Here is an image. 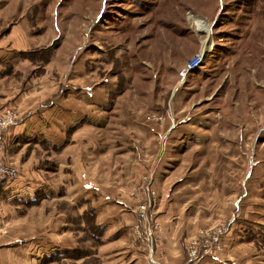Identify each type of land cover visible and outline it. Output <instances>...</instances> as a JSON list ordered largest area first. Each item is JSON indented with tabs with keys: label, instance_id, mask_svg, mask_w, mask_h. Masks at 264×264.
Instances as JSON below:
<instances>
[{
	"label": "rangeland",
	"instance_id": "rangeland-1",
	"mask_svg": "<svg viewBox=\"0 0 264 264\" xmlns=\"http://www.w3.org/2000/svg\"><path fill=\"white\" fill-rule=\"evenodd\" d=\"M198 20L210 25L206 51ZM4 107L16 120L13 188L60 189L78 202L48 197L45 223L30 229L22 215L37 220L40 194L20 205L0 196V240H56L61 207L76 251L53 264L161 263L164 220L180 226L186 254L200 229L227 224L230 199L264 211V0H0ZM50 126L73 143L72 165L49 156ZM84 170L131 213L83 190ZM148 172L161 227L153 237L134 228L133 186ZM258 224L250 232L264 264Z\"/></svg>",
	"mask_w": 264,
	"mask_h": 264
},
{
	"label": "crops",
	"instance_id": "crops-1",
	"mask_svg": "<svg viewBox=\"0 0 264 264\" xmlns=\"http://www.w3.org/2000/svg\"><path fill=\"white\" fill-rule=\"evenodd\" d=\"M52 128L48 134L50 135L49 141H48V147L50 151V157L53 158L59 162L61 165H72L76 159L77 154L74 153V150L72 149L73 143L68 141L64 136L62 135L61 131H55L56 128ZM55 129V130H54ZM5 161L7 162V155L9 150V144L15 140L16 134L14 132V129H8L5 133ZM88 167V166H87ZM88 170H84V174H81L83 176L84 184L83 190L87 191L88 194H98L99 198H102L101 200H106L108 202H112L113 205L119 206L120 209L123 211L126 209L129 213H131L126 208V202L124 198L120 197L119 195H114L111 192H108L109 189H105L101 183H97L95 181H92L89 179L87 175ZM65 174L68 176L70 175V170H66ZM74 177H72L73 179ZM70 179V178H69ZM61 180H66L64 178H61ZM11 180H7L1 184L3 186V189H7L9 192L0 193V196H10L9 198H16V201H19L20 204H25L24 200H34L35 196L34 194H40L39 199L41 200L36 208H30L31 210H37L38 218L37 220L31 219L27 215H22L21 221L23 223H26L28 228L31 229V225L39 226L43 223H45L46 218L44 212L42 211L45 207V202H50L48 200V197H51L54 202L59 201V203L63 202V200L69 201L72 204H77V199L74 197H71L68 195V197H64L65 191L62 192L60 189L52 190V191H46L42 190L41 192H26L23 188L20 189V191H16L13 188ZM44 189V188H42ZM2 190V189H1ZM18 190V189H17ZM112 191V190H109ZM48 194V196H47ZM51 195V196H50ZM245 195V193H244ZM115 196V197H113ZM73 198V199H72ZM242 199V196L232 200H229V206L230 209L225 211V216L229 217L227 223V230L225 231V234L222 236V243L224 245V250L216 255V257L212 258H206L202 264H258L259 258L258 255L255 252V238L251 235V226H257L260 227L258 224L259 222L262 223L264 220V211L263 209H260V211H255V209L252 208V204L250 202H246V200H242L243 202L240 203V200ZM100 200V201H101ZM99 201V202H100ZM227 203V202H226ZM18 205V206H19ZM259 210V209H257ZM56 211V210H55ZM70 211V210H69ZM76 214V211H72ZM65 211L61 209V207H58V210L56 211V214H54L57 217V220L55 219L53 224L54 227L59 231V238L56 240H47V237L41 238L38 236V234L35 236H32L28 239L22 238V239H5L0 240V264H53L54 262H62L64 260H70L73 259L75 254L76 247L70 246L68 247L66 244L72 240V235L74 231L71 229H68V224H71V220H67V216L64 214ZM262 215V216H261ZM26 216V218L24 217ZM41 216V217H40ZM164 216V215H162ZM161 216V218H162ZM222 216V214H221ZM163 220V218H162ZM42 221V222H41ZM162 222V250H157L156 252V258H158L160 261H162V264H183L184 263V257H185V245L184 238L181 239V235L178 233V231L181 229L180 226L177 224L175 225L174 222H168L164 220ZM1 222V219H0ZM100 222V221H99ZM179 221H177L178 223ZM263 226V227H262ZM261 227L264 231V224H261ZM2 228V227H1ZM0 228V230H1ZM33 229V228H32ZM184 229V228H183ZM183 231V230H182ZM191 231H195V229H192ZM70 232V233H69ZM70 234V236H66L67 234ZM105 236V233L103 237ZM263 236V235H262ZM37 237V238H36ZM65 243H64V241ZM257 241V240H256ZM264 242V240H262ZM260 245L262 243L258 242ZM264 248V245H262ZM161 251V252H160ZM262 262V261H261Z\"/></svg>",
	"mask_w": 264,
	"mask_h": 264
},
{
	"label": "built area",
	"instance_id": "built-area-1",
	"mask_svg": "<svg viewBox=\"0 0 264 264\" xmlns=\"http://www.w3.org/2000/svg\"><path fill=\"white\" fill-rule=\"evenodd\" d=\"M201 55L196 54L183 70V75L189 72L194 64L201 60ZM196 60V61H194ZM15 113L12 108L4 107L0 110V185L4 181L14 178L17 174L15 168L5 161V133L15 123ZM132 195L136 199L135 213L138 216V222L134 224V228L138 231L143 229L146 235H160V222L155 218V206L157 204V194L150 180L149 172L142 175L138 182L133 186ZM227 230V224L215 225V228L200 229L199 237L190 238L186 243V254L184 264H199L200 259L204 256H216L217 252L222 250L220 237ZM157 235V236H158ZM152 251V249H151ZM151 254V253H150ZM152 260V259H151ZM155 264H161L157 260H152Z\"/></svg>",
	"mask_w": 264,
	"mask_h": 264
},
{
	"label": "bare ground",
	"instance_id": "bare-ground-1",
	"mask_svg": "<svg viewBox=\"0 0 264 264\" xmlns=\"http://www.w3.org/2000/svg\"><path fill=\"white\" fill-rule=\"evenodd\" d=\"M208 26H210V25H207V22L204 21V20H198L197 21V28H196V30L198 32L204 33V35H205V38L201 39V44L203 45L205 51L207 49L209 50V48L211 46V45H209L210 44V40H211L210 39L211 32H210V29L208 28Z\"/></svg>",
	"mask_w": 264,
	"mask_h": 264
}]
</instances>
